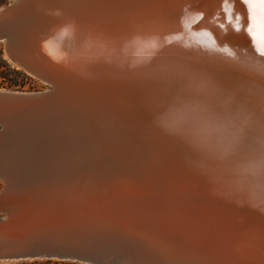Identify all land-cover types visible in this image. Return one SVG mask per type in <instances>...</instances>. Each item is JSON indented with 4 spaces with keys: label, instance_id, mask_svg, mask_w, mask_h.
I'll use <instances>...</instances> for the list:
<instances>
[{
    "label": "bare ground",
    "instance_id": "6f19581e",
    "mask_svg": "<svg viewBox=\"0 0 264 264\" xmlns=\"http://www.w3.org/2000/svg\"><path fill=\"white\" fill-rule=\"evenodd\" d=\"M10 15L21 25L23 52L57 64L60 77L89 90L77 87L80 96L67 86L53 104L6 123L3 183L38 184L35 193L46 199L57 195L47 190L85 185L97 196L124 197L159 214L186 211L208 225L203 259L264 264V113L259 105L249 111L248 98L237 99L246 106L241 110L205 87L186 58H209L221 73L240 74L250 82L242 84L245 92L257 81L263 95L264 6L257 0H28ZM155 51L162 59L148 57ZM136 70L143 72L131 75ZM221 73L215 84L232 87ZM208 101L218 110L209 114L219 127L214 135L180 121ZM254 120L263 133L252 140L243 129Z\"/></svg>",
    "mask_w": 264,
    "mask_h": 264
},
{
    "label": "water",
    "instance_id": "95a60500",
    "mask_svg": "<svg viewBox=\"0 0 264 264\" xmlns=\"http://www.w3.org/2000/svg\"><path fill=\"white\" fill-rule=\"evenodd\" d=\"M27 1L14 0L0 10V43L3 44L4 54L9 62L43 82L48 86V89L35 93L0 91V174L5 167L1 158V154H3L1 139L8 127L6 123L21 118L31 107L39 108L50 105L54 100L56 101V98H60V93L67 86H70L68 89L78 94L81 93L77 87L89 90L88 86L82 84L76 86L71 84L68 78L60 77L53 70L57 69V64L52 63L50 66L45 63L44 57L39 58L40 56L36 57L35 55L32 60L27 51L23 52L24 42L21 41L22 37L19 34L21 25L11 19L10 14ZM122 6L123 3L116 4L115 8L119 9L116 11L121 12ZM157 55L161 57L162 53L155 51L148 57L154 59L158 58ZM186 58L192 59L195 64L193 69L203 77V80L200 81L205 82L203 83L206 84L205 87L228 95L226 97L232 98L235 101L233 103L241 110L246 109V106L240 105L237 99L248 98L250 102L253 101V107H250L249 111L259 105V115L264 113V94L259 95L257 81L251 80L253 82H251V92H245L242 89V84L249 80L243 79L240 74L226 71L221 73V70L216 69L219 67H216L215 63L212 64L209 58L197 57L194 54H190ZM70 61L69 59L67 63L69 64ZM257 68L255 67L254 76L260 79L262 76L257 75L260 74ZM133 72L131 75H137L143 70ZM220 73L228 79L230 77L233 82L232 87L215 84L214 80H218L217 76ZM129 79L128 76L127 81ZM213 103L215 102L199 103L193 113L185 112L180 117V121L188 123L193 129L196 128L197 132L204 129L206 131L219 130V127L213 126V118L209 120V114L218 111L210 108ZM223 103H225L223 105L225 107L227 103ZM225 112V110H221L220 113L224 114ZM249 120L250 118L245 121ZM226 125L230 126V123H226ZM258 126L259 124L256 122L248 126L249 130L243 129L244 135H248L249 139L253 140L256 131H261ZM217 132L213 130L211 133L214 135ZM261 133L263 132L261 131ZM154 135L159 138L163 137L160 132H156ZM161 140V144L165 147L174 149V145L168 141L164 142L163 138ZM37 185L32 182L19 181L3 183L0 189V262L212 264L207 259H203L205 253H202L201 250L207 244L202 240L208 225L199 224L198 216L189 217L185 213L186 211L181 212V215L159 214L143 209L136 201V203H131L124 197L120 200H111L104 196H97L89 189V186L85 185L74 186L75 188L71 190L65 188L58 192L49 191L45 187L49 194H57L52 199H46L42 193H35ZM198 252L202 254H198Z\"/></svg>",
    "mask_w": 264,
    "mask_h": 264
},
{
    "label": "rangeland",
    "instance_id": "374dc122",
    "mask_svg": "<svg viewBox=\"0 0 264 264\" xmlns=\"http://www.w3.org/2000/svg\"><path fill=\"white\" fill-rule=\"evenodd\" d=\"M14 0H0V10L4 8L5 6L11 4ZM0 51H2V58L6 61V63L13 69L20 71L23 73L25 76L28 77V79L24 80L23 85H21L19 88H13V89H8V88H3L0 86V91H11V92H18V93H35V92H41L45 91L48 89V86L45 85L43 82L37 80L36 78L26 74L23 72L21 69L16 68L15 65H13L9 60L6 58L3 50V44L0 43ZM3 180L0 177V189L3 185ZM32 262L35 261H12V262H0V264H31ZM37 262H42V261H37Z\"/></svg>",
    "mask_w": 264,
    "mask_h": 264
},
{
    "label": "trees",
    "instance_id": "16d2710c",
    "mask_svg": "<svg viewBox=\"0 0 264 264\" xmlns=\"http://www.w3.org/2000/svg\"><path fill=\"white\" fill-rule=\"evenodd\" d=\"M2 51H0V86L3 88L13 89L19 88L23 85L24 80L28 79L23 73L18 70L11 68L6 61L2 58ZM31 264H76L69 262H58V261H42L32 262Z\"/></svg>",
    "mask_w": 264,
    "mask_h": 264
},
{
    "label": "snow or ice",
    "instance_id": "6c2138e0",
    "mask_svg": "<svg viewBox=\"0 0 264 264\" xmlns=\"http://www.w3.org/2000/svg\"><path fill=\"white\" fill-rule=\"evenodd\" d=\"M227 2V0H226ZM253 2V0H243L244 4H251ZM257 2L261 5L264 6V0H257ZM249 32H251V29L249 28ZM261 55H264V52L260 53Z\"/></svg>",
    "mask_w": 264,
    "mask_h": 264
}]
</instances>
